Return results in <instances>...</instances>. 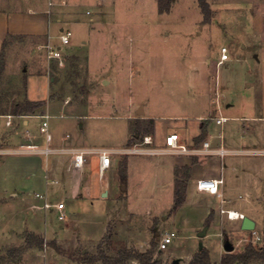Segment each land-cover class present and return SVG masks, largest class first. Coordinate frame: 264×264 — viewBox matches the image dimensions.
Segmentation results:
<instances>
[{
    "label": "rangeland",
    "instance_id": "rangeland-1",
    "mask_svg": "<svg viewBox=\"0 0 264 264\" xmlns=\"http://www.w3.org/2000/svg\"><path fill=\"white\" fill-rule=\"evenodd\" d=\"M27 2L32 1L0 0V9H21L27 6ZM69 2L74 5L68 7L74 11L75 17L82 14L87 22L91 19V26L95 27H92L90 34L86 30L87 43L63 47L62 63L48 61L45 53L39 51L35 55L34 68L31 56L33 44L19 41L8 47L4 52L7 69L0 78V113L12 114L15 104L25 100L27 71L36 73L40 70L54 78L52 94L60 100L56 102H70L77 106L111 103L114 118L120 116L121 109L129 111L127 109L130 107L131 110L132 103L135 107L145 105L150 111L159 105L160 113H179L197 104V97L203 93L208 98L201 104L203 107L208 105V112L200 121L201 135L188 147L191 150L200 149L205 142L211 141V126L222 117L220 108L228 102L220 100L217 95L216 58L220 48L231 47L240 51L243 43L248 46L247 36L251 30L250 36L256 38V48L264 49V0ZM90 13L91 16L85 15ZM59 44L56 40L55 46ZM250 70L251 80H256L261 91L264 89V57L261 63L252 62ZM205 75H208V86L203 92L201 81ZM33 83L31 88L35 85ZM36 87H39L38 83ZM235 92L241 94L240 105L246 106L249 94L246 95L242 90ZM66 111L72 114L86 109L76 107ZM236 111L238 115L244 113L239 108ZM143 115L124 117L129 118L128 126L131 129L136 123L147 122ZM60 122L63 120L51 119L50 126ZM9 130L6 128L4 136ZM96 133L101 140L119 145L126 136V122L123 119L106 120L98 126ZM135 135L129 139L126 147L132 148L145 137H153V128H142ZM158 136H162V133L158 132ZM22 145L25 144H19L18 149ZM247 147L230 150L211 144L210 150L216 153L197 154V157L188 160L181 170L188 169L189 175L193 169L202 168L205 178L218 175L215 163L220 168L227 164L225 183L220 192L223 197L193 191L192 198L188 200L187 190L185 202L176 211L173 210L170 187L162 190L160 186L161 180H168L170 174L166 165L158 164L164 159L162 157L131 159L126 172L122 164L119 185L124 184L125 174L133 185L127 195V192L119 190L118 198L111 196L108 200L71 202L67 206V219L64 221L59 220L58 210L49 212V209L41 208L42 202L34 197L36 190H26L27 199L24 201L22 197L11 198L8 193L0 194V258L8 259L0 261V264H75L72 262L74 260L82 264L87 256L98 254L100 245L109 256L116 255L115 248L126 247L131 251L148 252L152 261L162 264H173L175 260L179 264H190L201 251H205L211 264H220L227 255L223 249L226 240L235 247L233 253L242 252L249 245L264 248V147L258 146L256 150H253L255 148L252 145L248 144ZM220 150L225 153H220ZM6 153L11 152L0 154V164L6 158ZM226 155V161L215 159ZM95 176L98 180L96 172ZM181 180L187 186L189 177H181ZM3 199L6 201L2 202ZM50 203L51 208L59 205L65 207L62 200L56 199ZM71 210L79 216L78 230L71 225ZM224 211L238 212L253 219L257 223L254 232L241 230V222L231 221ZM44 216H49L46 221ZM108 222L109 232L105 237L110 238L107 241L103 238L96 243L104 236ZM183 224L189 226L183 228ZM61 226L66 227L62 230ZM204 228L207 229V236L200 239L198 234ZM28 230L41 231L50 240L42 235L28 233ZM167 231L175 234V242L167 250L159 251V239ZM29 234L43 240V247L35 250L26 248ZM51 239L62 244V247H58L61 252L55 253L46 247ZM78 240L80 243L74 244ZM200 243L203 244L202 250H199ZM84 249L88 251L83 255ZM48 253L53 254L49 256ZM126 264L141 263L131 260Z\"/></svg>",
    "mask_w": 264,
    "mask_h": 264
},
{
    "label": "crops",
    "instance_id": "crops-1",
    "mask_svg": "<svg viewBox=\"0 0 264 264\" xmlns=\"http://www.w3.org/2000/svg\"><path fill=\"white\" fill-rule=\"evenodd\" d=\"M31 1L32 2H27V6L21 9H0V57L1 54H3L5 50L14 43L27 41L34 46L31 50L32 66L34 68L36 67L35 55L39 53V51H43V53H45V59L47 58L48 61L60 62L58 60L48 58V50L46 48L47 45L52 47L61 46L63 56V53L65 52L63 47L68 48L71 45L76 46L79 44L77 46H80V43H87V36L95 27L91 26V19L87 22V20L82 17V14L79 15V17L74 16V11L69 10L70 7H68H73L74 5L69 4V0ZM85 15L91 16V13ZM246 28V32H248L249 29L248 27ZM67 30L72 32L70 44L62 46L60 37L62 33ZM86 30L88 32L87 35ZM252 32L253 31L250 30L247 36V40H249L248 46L243 43L240 51H237L236 48L231 49V47H227L229 59L221 64H219L222 49L220 48L218 58H216L217 95L220 100L225 99L228 102L224 105V107H221L220 105V115L227 118L226 122L223 124L215 122L211 126V132L209 133L210 142L214 146L219 145L230 150L245 149L248 148V144L252 145V148H255L253 150H256V147L258 146L264 147V89L262 88L260 91V85L256 82V80H251L252 71L250 70L252 62H262L264 49L256 48V38L254 36H250ZM76 36L80 39H77ZM72 37L75 38L72 40ZM56 40L57 42L59 41V46H55ZM72 41L75 42V44L72 43ZM5 42L8 43L3 50ZM90 44L91 43H89V45ZM248 49L249 51L247 53ZM63 60L64 59L62 58L61 61ZM6 69L7 68L5 66V71L2 76H4ZM207 77L208 75L202 77L201 83L204 87L203 92H206L205 89L208 86V84L206 85ZM26 78V86L28 84V87L25 90V99L27 98L32 102L44 101L46 105L44 107V112L41 115L0 114V119H3L0 120V154H4V152H11L6 153V158L0 164V194L8 193L11 198L22 197L21 199L24 201L27 199L25 198L26 190H36L34 197L38 201L42 202L41 208H45L47 210L49 209V212H53L55 209L58 210L61 214H59V220L64 221L67 219V206L71 202L79 200H108L111 196H113V198H118L117 193L119 190L122 191L123 187H125V190L122 192H127L125 194L127 195L133 185L128 182L127 174H125L126 180L124 184L122 186L119 185V171L122 164L125 165L124 170L126 172L131 159L137 157H162L164 159L158 164L166 165L167 171L170 172V174L168 176V180H165L166 178L161 180L160 186L162 190H164L167 186L170 187L171 191L169 194L171 193L174 203L176 170L183 169L181 167H184L188 163V160H191L192 157H197V154L173 153L169 148H167L166 139L171 134H178L180 139L179 142L181 144L190 147L194 143V140L201 135L200 121L208 112V105L203 107L201 104L204 100H207V94L204 96L202 95L203 93H201V95L197 97V99L199 98L197 104L179 113H160L158 112L161 109L159 105L156 106V109L150 111L145 105L135 107V104L132 103L131 110L130 107L127 109L129 111L121 109L119 111L120 116L114 118L111 114V110L113 109L111 103H89L84 106H81L82 104L77 106L76 104H71L70 102H56V100H60L53 97L52 94L54 93L52 92V83L54 82V78H50V76L40 72V70L36 73H28L27 71ZM32 83L35 84L34 86L32 85L33 88L30 87ZM36 83L39 84L38 88L36 87ZM236 90H242L243 93H246V95L249 94V102L246 106L240 105L241 98L239 96L241 94H236ZM76 107H82L83 109H86V111H78L77 113L72 114L66 111L68 108L73 109ZM238 108L240 111H244L242 115L237 114L236 110ZM133 114L140 117L144 114L143 119L144 121L147 120V122L138 125L136 123V125L134 124L135 126L130 129L128 126L129 118L124 116H132ZM45 118L48 122L49 132L52 135V141L50 143L46 141L45 136L40 130ZM51 119H60L63 120V122L52 125L51 127ZM112 119H123L126 122V136L119 145H113L107 141L105 142L104 140H101L97 135L98 133H96V129L102 122ZM8 122L10 123L8 124ZM146 127L153 128L152 138L154 139V143L146 147L165 150V152L163 151L164 153L158 155H148L128 152L130 147L126 146L129 139L131 137L133 138L135 133L138 134L140 129H145ZM6 128H9L10 130L7 136H4ZM158 132L162 133V136L159 137ZM19 144L36 145L40 151L22 153L20 149H18ZM46 148L54 149L56 152L45 154L43 150ZM101 150H109L112 157V165L104 173H101L100 170L101 159L99 152ZM74 151L84 152L85 163L83 168L75 167ZM175 154H178L179 156L177 157ZM228 155L223 158H218L219 156H216L217 158L215 159H217L216 161H219V159L226 161L227 159L225 157ZM26 157H29L31 160L28 161ZM177 160H179V162H177ZM226 167L227 164L226 166L224 164L222 168H220L219 165L215 163L214 168L217 169L218 175L215 178L206 177L207 179L223 180V183L220 186V192L225 183ZM162 170H164V168ZM95 172L98 175V180L95 178ZM203 172L205 171H203L202 168L193 169L192 173L189 174V181L187 182V199L189 200L192 198L193 191L201 194H208L210 196L223 197L221 193L219 195H213L197 188L198 180L205 178L203 177ZM157 186L159 187V184ZM56 199L62 200L65 203V207L63 209H59L56 206H52V208L51 206L50 208L45 207L46 204L51 205L52 203L50 202H55ZM5 201L6 199H3L2 202ZM70 212L71 225L73 226V229L78 230L77 223L79 221V216L74 210H71ZM61 216H63V219H60ZM48 217L49 216H44L45 221ZM231 221L242 222L240 220ZM109 224L110 222H108L104 236L96 243L100 242L108 234ZM189 224H183L181 226H185L183 228H186ZM66 226L68 227L69 225ZM66 226H61V229L64 230ZM40 232H38V230H28V233L42 235V237L46 240H50L47 239L45 234ZM165 233L173 232L167 231ZM53 241L54 239H51V242ZM58 241L63 244H68L67 242L64 243L63 240ZM54 242L57 244L56 241ZM79 243L80 241L78 240V242L74 244ZM59 246L62 247V244H57V247ZM46 247L57 253V251L51 246L46 245ZM31 249L35 250L38 248H30V250ZM48 249H46V252H48ZM87 251V249L82 250L83 255L86 254ZM48 254L51 256L53 253ZM87 257H90V255ZM72 262L79 264L78 260H74Z\"/></svg>",
    "mask_w": 264,
    "mask_h": 264
},
{
    "label": "trees",
    "instance_id": "trees-1",
    "mask_svg": "<svg viewBox=\"0 0 264 264\" xmlns=\"http://www.w3.org/2000/svg\"><path fill=\"white\" fill-rule=\"evenodd\" d=\"M204 4V3H203ZM8 42L4 43L3 50L6 47ZM5 69L4 63V53L0 57V78L2 77ZM46 103L44 101L32 102L28 99H25L22 102L15 104L12 114L13 115H37L43 114L44 107ZM5 114V113H0ZM188 169L176 170V185H175V201L173 210H177L183 205L186 199L187 186L182 179L188 178ZM124 181L126 180L123 178ZM110 237H105V241ZM104 241V242H105ZM44 245L43 240L29 234L26 238V248H42ZM54 248L58 253L60 249L57 247L55 242L49 244ZM116 255L109 256L106 254L105 250L100 245L98 247V254L92 257H87L83 259L85 264H94L100 262L102 264H126L131 260H138L141 264H162L159 261H152V256L147 253H140L136 251H131L126 247H120L119 249L115 248ZM17 252V251H16ZM8 259L2 257L0 261H7ZM175 264V263H173ZM190 264H211L209 255L205 251H201ZM220 264H264V248H257L252 245H249L245 248L244 251L239 253H227L221 260Z\"/></svg>",
    "mask_w": 264,
    "mask_h": 264
},
{
    "label": "built area",
    "instance_id": "built-area-1",
    "mask_svg": "<svg viewBox=\"0 0 264 264\" xmlns=\"http://www.w3.org/2000/svg\"><path fill=\"white\" fill-rule=\"evenodd\" d=\"M72 36V32L67 30L64 31L60 37L61 45L62 46H67L70 44V38ZM48 50V58L49 59H55L58 60L62 63V52H61V46L60 47H52L50 45L46 46ZM229 59V52L227 47H223L221 49V56H220V61L219 64L223 63L224 61H227ZM227 118L225 117H220L217 120L218 124H223L226 122ZM10 122H8L9 124ZM41 133L45 136L46 141L50 143L52 141V135L49 132L48 129V122L47 119L45 118V121L43 122L41 126ZM179 135L178 134H171L170 136L167 137L166 139V146L169 148L173 153H178V154H211V153H216V151H212L211 149V143L210 142H205L202 145V148L200 149H189L187 146L184 144H181L179 142ZM153 138L151 136H147L144 138V140L133 146L132 148L128 149L129 153H137V154H148V155H158L161 153H164L165 150H159L156 148H150L146 147L148 145H152ZM20 151L22 153L26 152H36L40 151L39 148L36 145H22ZM164 151V152H163ZM45 154H50L56 152V150L51 149V148H46L43 150ZM75 152V151H74ZM220 153H225L224 150H220ZM99 156L101 159V173H104L107 171L111 165H112V157H111V152L109 150H101L99 152ZM85 163V157H84V152L83 151H76L75 152V158H74V165L76 168H83ZM223 183L222 179H200L198 180L197 183V188L201 191L209 192L210 194L213 195H219L220 194V186ZM46 208H50V205H45ZM59 209H63L62 205L58 206ZM229 219L231 220H240L242 221L246 216L244 214H239L238 212L236 216H233V211H224ZM235 217V218H234ZM60 219H63V216L60 217ZM175 241V234L174 233H165L162 235L159 239V244H158V250L159 251H165L169 248V246L174 243Z\"/></svg>",
    "mask_w": 264,
    "mask_h": 264
},
{
    "label": "water",
    "instance_id": "water-1",
    "mask_svg": "<svg viewBox=\"0 0 264 264\" xmlns=\"http://www.w3.org/2000/svg\"><path fill=\"white\" fill-rule=\"evenodd\" d=\"M123 190H125V187H123ZM256 228V222L251 219L250 217H245L242 222H241V229L244 231H254ZM206 236V228L199 234L200 238H204ZM199 249L202 250L203 249V244L200 243L199 245ZM224 250L226 253H232L235 250V247L233 246V244L229 241L226 240L224 242ZM175 264H179L178 260L174 261Z\"/></svg>",
    "mask_w": 264,
    "mask_h": 264
},
{
    "label": "bare ground",
    "instance_id": "bare-ground-1",
    "mask_svg": "<svg viewBox=\"0 0 264 264\" xmlns=\"http://www.w3.org/2000/svg\"><path fill=\"white\" fill-rule=\"evenodd\" d=\"M232 214H233V216H236V215H237V213H236V212H234V211H233V213H232ZM234 218H235V217H234Z\"/></svg>",
    "mask_w": 264,
    "mask_h": 264
}]
</instances>
